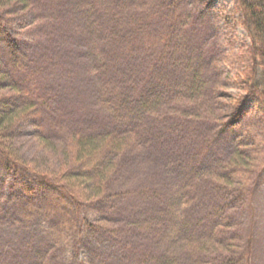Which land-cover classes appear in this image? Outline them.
I'll return each instance as SVG.
<instances>
[{
	"label": "rangeland",
	"instance_id": "obj_1",
	"mask_svg": "<svg viewBox=\"0 0 264 264\" xmlns=\"http://www.w3.org/2000/svg\"><path fill=\"white\" fill-rule=\"evenodd\" d=\"M36 3L29 17H14L9 28L25 47H37L48 58L49 68L36 78L43 79L53 97L54 119L45 125L53 147L39 142L26 124L14 137L18 153L24 160L33 158L57 168L66 160L65 137L73 129L103 135L119 128L136 136H128L131 145L124 146L118 157L109 191L119 195L109 199L111 206L105 199L78 214L69 201L40 199V189L35 196L23 195L22 180L38 187L40 177L24 167L13 172L0 154V264H159L166 256H175L177 264H192L188 236L199 228L207 230L205 222L198 227L206 196L200 205L198 194L185 196V178L193 172L198 183H205L217 166L229 162L245 129L255 127L264 144V106L260 97L246 95L243 116L221 130L227 112L201 114L200 124L191 119L198 114L191 111L188 101L195 94L187 99L188 91L183 96L186 107L179 101L176 112L185 119L174 122L179 133L165 122L155 130L152 115L144 110L143 101L138 103L139 97L145 98L138 89L149 85L154 90L165 68L176 70L173 76L182 84L192 68L198 70V82L223 86L221 98L245 96L237 74L251 39L237 0H176L170 7L165 6L167 0ZM1 58L7 61L4 52ZM153 94L146 99L155 102ZM117 105L121 111H116ZM68 110L71 115L66 117ZM127 150L133 151L126 155ZM262 158L254 167L250 206L233 210L241 264H264ZM159 228L165 231L157 232Z\"/></svg>",
	"mask_w": 264,
	"mask_h": 264
},
{
	"label": "trees",
	"instance_id": "obj_2",
	"mask_svg": "<svg viewBox=\"0 0 264 264\" xmlns=\"http://www.w3.org/2000/svg\"><path fill=\"white\" fill-rule=\"evenodd\" d=\"M171 1L176 0H167L165 6L170 7ZM36 2L37 0H0V41L3 43V52L7 60L1 58L3 52L0 51V154L7 160L13 172L24 167L40 177L38 187L29 180H22L20 184L23 195L30 197L39 193L40 189L42 193L40 199L47 197L69 201L74 206L75 214H78L85 206H99L103 200L109 202L111 197L119 195L109 191V186L113 182L111 177L113 178L118 171L121 149L131 145L126 139L130 140L128 136L136 135L134 133L127 135L128 130L119 128L109 130L103 135L73 129L65 137L66 149L63 159L66 160L62 163L60 161L62 166L57 168H51V163L41 164L33 158L24 160L23 154L18 153L14 137L21 134V130L27 127L24 126L26 124H30L28 128L35 130L32 135L39 142L53 147L51 135L45 130L46 122L54 119L51 100L53 97L46 83L44 85L41 83L43 79L36 78L38 72L42 74V71L49 68L48 58L46 59V54L37 47L34 49L25 47L21 37L9 28L14 17L20 20L29 17L32 10L38 6ZM237 5L241 11L240 20L251 39L246 51L240 56L244 65L237 74L238 82L244 86L245 96L240 99L221 98L223 86L215 82H211V85L198 82V70L192 68L184 84H180V80L173 76L176 70L165 68L160 76L163 77L154 85V90L149 85L138 89L145 97L141 101L139 97L138 103L143 101L144 110L151 114L152 121L154 120L151 128L161 129L159 127L161 122L174 128L177 125H174V122L184 121L185 119L181 120L182 115L176 112L180 111L179 101L186 107L187 101L183 96L188 94V91L190 94L187 99L195 94L188 104L192 103L189 104L192 106L191 111H197L198 114V117L191 116V119H198L200 124L203 121L201 114H212V110L227 112L226 116L229 117L222 123L221 130L232 126L243 116L242 103L246 95L260 97L264 106V0H237ZM165 36L169 37V34ZM152 92L155 93L153 94L155 102L146 99ZM170 103L175 105L169 106ZM157 104L160 106L153 108ZM191 106H188V109ZM172 107L177 110H172ZM120 109L121 107L117 105L116 111H121ZM69 115L71 112L68 110L66 117ZM175 129V132L179 133V126ZM204 143L206 146L209 145L207 139H204ZM169 148L172 150V147ZM132 151L127 150L125 153L129 155ZM104 153L112 154L113 159H101L100 156L103 157ZM263 156L264 144L257 129L255 127L245 129L237 138L236 148L229 162L224 166H217L205 183H198L195 180L197 175L193 172L185 178L182 189L185 196H190L191 192L194 195L198 194L199 205L202 195L206 196L204 199L206 213L199 218L198 227L205 222L207 230L199 228L198 233L192 231L188 236V252L192 264H241L236 248L240 230L235 227L236 217L233 210L234 207L244 208L248 204L250 206L257 170L254 167L260 166ZM88 167H92L93 171ZM108 204L111 206L112 203ZM52 205L49 204L55 209ZM89 225L92 228H101L97 223ZM159 231L163 233L165 230L159 228L157 232ZM159 264H177V258L166 256Z\"/></svg>",
	"mask_w": 264,
	"mask_h": 264
}]
</instances>
